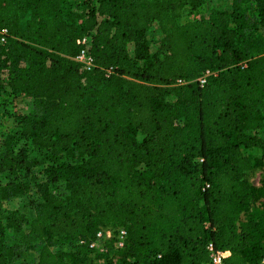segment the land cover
Instances as JSON below:
<instances>
[{
    "label": "trees",
    "instance_id": "trees-1",
    "mask_svg": "<svg viewBox=\"0 0 264 264\" xmlns=\"http://www.w3.org/2000/svg\"><path fill=\"white\" fill-rule=\"evenodd\" d=\"M205 1L0 0V97L32 101L0 156V264L34 245L28 264H112L89 248L102 227L126 232L116 264H202L208 243L224 264L262 260L264 183L247 174L264 167V0L179 24ZM29 145L62 191L24 229L5 209L42 164Z\"/></svg>",
    "mask_w": 264,
    "mask_h": 264
},
{
    "label": "rangeland",
    "instance_id": "rangeland-1",
    "mask_svg": "<svg viewBox=\"0 0 264 264\" xmlns=\"http://www.w3.org/2000/svg\"><path fill=\"white\" fill-rule=\"evenodd\" d=\"M76 2L77 0H71ZM231 0H207L200 6L193 8L190 5H186L181 18L179 19V24H185L187 22H192L195 20L207 19L213 11H223L230 9ZM162 35L159 29L154 26L150 33L149 39L152 41V52H156L157 43H159ZM171 102L172 97L166 99ZM32 106L31 99L22 95H11L8 97H0V156L3 153V144L6 138L13 134L15 126L17 124V119L27 113H29ZM264 135V132H263ZM29 156L32 159L40 161L42 164L32 171L33 181L31 183L30 191L27 195L16 197L7 202L5 212H15L21 216L24 220V229H27L28 223L33 217V202H37L41 197L42 190H48L53 193H59L62 191L61 184H51L47 178V162L43 158V154L36 150L34 147L29 145L28 148ZM248 179L251 183H254L256 187H261L264 183V167L257 169L251 173L247 174ZM9 177L7 175H0V185L5 184ZM260 201L256 202L252 211L259 208ZM101 231L110 230L109 227H102ZM8 243H13L15 237L8 236ZM104 248L103 254H106L109 259L116 261L119 258V254L115 251L114 247L111 245L110 241L105 240L101 243ZM35 248L28 249L22 252L21 257L16 261L15 264H28L35 261L38 257V247L34 245ZM61 249V246L54 247V250ZM106 259L100 258L95 261L94 264H104Z\"/></svg>",
    "mask_w": 264,
    "mask_h": 264
},
{
    "label": "built area",
    "instance_id": "built-area-1",
    "mask_svg": "<svg viewBox=\"0 0 264 264\" xmlns=\"http://www.w3.org/2000/svg\"><path fill=\"white\" fill-rule=\"evenodd\" d=\"M2 35L6 34V31L1 32ZM4 41V38H1V42ZM78 45H81L83 48L80 51V54L77 56L76 61L82 66V69L86 71H90L94 65L91 57L88 55V44H89V38L83 37L82 39L77 41ZM209 75V73H206L202 78L199 79L200 85H203L205 83V77ZM178 84H183L182 81H178ZM126 237V232L124 230H118L115 237H113L112 231H101L99 230L96 233L95 240L90 243L89 248L96 250L99 253L104 252V248L102 247L101 243L105 240H112L115 238L114 241V247L115 249H121L124 246V240ZM206 251L208 254V260L205 263L202 264H224L225 260L230 256L229 251H222L219 249H216L212 243H208L206 246ZM112 264H116V261H113ZM258 264H264V257Z\"/></svg>",
    "mask_w": 264,
    "mask_h": 264
},
{
    "label": "crops",
    "instance_id": "crops-1",
    "mask_svg": "<svg viewBox=\"0 0 264 264\" xmlns=\"http://www.w3.org/2000/svg\"><path fill=\"white\" fill-rule=\"evenodd\" d=\"M254 185V183H252ZM255 186V185H254Z\"/></svg>",
    "mask_w": 264,
    "mask_h": 264
}]
</instances>
